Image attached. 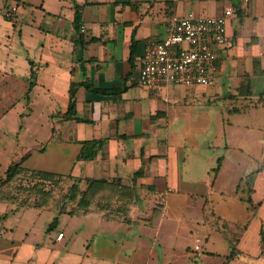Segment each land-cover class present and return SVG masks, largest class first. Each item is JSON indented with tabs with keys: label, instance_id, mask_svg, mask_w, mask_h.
Returning a JSON list of instances; mask_svg holds the SVG:
<instances>
[{
	"label": "crops",
	"instance_id": "1",
	"mask_svg": "<svg viewBox=\"0 0 264 264\" xmlns=\"http://www.w3.org/2000/svg\"><path fill=\"white\" fill-rule=\"evenodd\" d=\"M19 1L25 4L14 0L11 6L6 5L7 11L15 7L6 16L17 22L18 6L36 5L39 8L36 14L38 25L37 21L32 24L37 25L40 36L38 42L33 40L32 44H25L28 53L25 62L16 63L11 58L8 68L7 60L0 58V68L2 66L6 73L0 89L11 94V105H14L19 95H26L28 99L30 91L34 87L39 88L45 98L43 111L52 125L45 143L26 147L21 155L11 160L23 157L24 162L31 153H44L51 145L57 154L72 148L73 152L69 154L72 165L66 172L51 167L27 168L106 178L114 183L118 179L131 189V194L135 191L137 194L128 198L126 218L123 214L105 218L98 211L73 215L59 212L61 214L52 229L47 230L46 227L48 234L25 245L27 257L22 264H205L207 257L219 259L218 264H245L239 259L242 254L240 243L247 228L237 243L238 253L229 257L230 244L222 236L219 226L222 219L244 223L249 220V213L246 221L226 218L214 211L213 204H208L210 198L207 194H201L204 200L200 211L209 227L205 226L204 233L192 240L176 242L178 220L167 216L164 210L167 192L175 191L174 183L168 179L170 157L167 148L163 146L161 150L150 146L146 149L136 139L151 132L150 135L159 142L156 129H163V126L168 136L170 123L178 119L176 115L171 117L172 112L181 108L176 104L179 101L185 103L189 96L196 99L198 94L204 96L206 87L215 84L217 78L224 87L228 81L234 84L233 91H223L229 100V113L241 114L264 103L263 99L261 103L244 107L246 98L236 95L243 76L248 74L250 98L256 99L262 93L264 97V0ZM77 6L80 11L79 30L73 23ZM225 6H232L234 10L226 23L229 41L217 49L211 84L191 85L181 91L171 87L176 84H168L160 90L139 84L138 70L144 49L150 40H159L165 35L170 14L218 15ZM32 70L34 82L30 84ZM85 84L106 91H92ZM235 100L239 101L238 104ZM69 105H73L72 113L75 115L67 118L64 114ZM233 108L238 111L232 112ZM261 135L264 138V131ZM100 138L104 139L103 144L93 158H78L81 140ZM263 147L261 144V149ZM238 148L243 149L241 146ZM248 154L253 157L252 153ZM219 169L220 163L210 181L212 187ZM136 170H141L142 174L133 183L132 176ZM242 176L235 184L236 197L241 201L246 186L240 184L239 188L237 183ZM255 181L256 173L254 191ZM186 192L189 198L197 197L195 192ZM253 199L260 206L262 199ZM245 208L247 210L246 205ZM58 232H63L61 239H56ZM215 234L225 241L219 249L213 247ZM196 242L198 250L194 248ZM20 251L21 244H17L12 261L19 257ZM257 254L264 257L262 245Z\"/></svg>",
	"mask_w": 264,
	"mask_h": 264
},
{
	"label": "rangeland",
	"instance_id": "2",
	"mask_svg": "<svg viewBox=\"0 0 264 264\" xmlns=\"http://www.w3.org/2000/svg\"><path fill=\"white\" fill-rule=\"evenodd\" d=\"M13 1L0 0V58L7 60L8 68L11 58H14L16 63L25 62L28 56L25 44H32L33 40L38 42L40 36L36 16L39 8L34 4L18 6L19 20L13 22L11 17L6 16V5L11 6ZM33 21H37V25L32 24ZM2 69L4 68L1 66L0 85L6 76ZM233 85L232 81H228L224 87L222 81L217 78L215 84L206 87L204 96L198 94V99L189 96L185 103L179 101L180 104H176V107L180 105L181 108L178 112L176 108L172 112L171 117L176 115L178 119L170 123L168 136L163 126V129H156L159 142L155 136L150 135L151 132L136 141L142 143L146 149L150 146L159 147L161 150L163 146L167 148L170 157L168 179L174 183L175 191L167 192L164 210L167 216L176 217L178 220L175 236L177 243L192 240L196 235L204 233L205 226L209 227L200 211L204 200L201 194L209 196L208 204H213L216 213H221L226 218L246 221L248 209L245 208V202L236 197L235 184L243 173L260 167L256 172L253 197L255 200L262 199V203L253 216H248L247 230L244 240L240 243L242 254L239 261L245 264H264V257L257 254L261 249L258 232L261 225L264 227V147L261 149V144H264V138H261V132L264 131V103L241 114L229 113V100L223 91H233ZM171 87L181 91L189 86L176 84ZM10 95L0 89V178L4 177V171L11 159L21 155L26 147L45 143L46 138L50 136L52 125L43 111L45 98L39 88L34 87L28 94V99L26 95H19L14 105H11ZM234 102L238 104L239 101ZM172 129L175 130L174 134ZM238 146L244 150H240ZM54 148L51 145L44 153H31L28 159L24 160L23 166L51 167L68 171V167L72 165V158H69V154L73 152L72 148H67L64 153L59 154ZM249 152L255 158L249 156ZM219 155L223 157L212 187V167L216 165ZM178 172L186 176L181 177ZM186 191L195 192L197 197L189 198ZM207 210L206 208V212ZM6 212L10 213L1 225L0 264L25 263V245L30 240L48 234L47 224L54 216L57 221L58 215L61 214L53 207L39 209L0 200V215ZM219 227L221 229V223ZM214 237L216 240L213 247L216 249L225 244L221 237L216 234ZM24 238L25 241H22ZM17 244H21V251L19 257L12 261L11 256ZM218 260L207 257L205 264H218Z\"/></svg>",
	"mask_w": 264,
	"mask_h": 264
},
{
	"label": "trees",
	"instance_id": "3",
	"mask_svg": "<svg viewBox=\"0 0 264 264\" xmlns=\"http://www.w3.org/2000/svg\"><path fill=\"white\" fill-rule=\"evenodd\" d=\"M17 3H23L17 0ZM74 27L80 29V11L77 6L75 9ZM80 39V36L77 38ZM134 42V40H133ZM256 61V59H254ZM216 61V59H215ZM256 66V62L253 63ZM139 74V70H138ZM30 84L34 82V71L30 74ZM139 82V81H138ZM140 84V83H139ZM86 88L96 92H105L104 88L90 86L85 84ZM73 90L70 91L72 95ZM246 98L244 107H249L261 103L264 99L263 93L256 99L250 98V80L248 74H245L237 87V94ZM232 96V95H229ZM73 105H69L64 117H72ZM232 112L238 111L233 108ZM75 119H78L74 117ZM104 139H87L81 140V148L78 153V158L91 159L97 149L103 144ZM222 156L217 158L216 165L213 167V172L218 170ZM23 157L11 160L6 166L4 177L0 178V200L11 201L16 205L21 206H36V207H53L57 212H66L70 215L85 214L91 211L101 212L105 218H116L123 214L126 218V209L128 208V198L137 196L131 194L128 187L124 186L118 179L114 183L106 178H93L89 176H74L71 173L58 174L55 172L31 169L22 165ZM260 168V167H259ZM256 170H251L245 173L238 181L237 187L243 183L246 188H243L244 196L241 199L246 203L249 216H253L259 205L255 202L252 194L254 191V177ZM142 174L141 170H136L132 176L134 183L136 177ZM146 187V186H144ZM148 189H153L147 186ZM10 212L0 215V231L1 225L4 223L6 216ZM212 215V214H211ZM56 223V217H53L47 230H51ZM248 226V221L242 223L236 220L222 219L221 234L228 239L230 244L229 257L236 255L239 251L237 243L240 237ZM259 240L264 250V229H259Z\"/></svg>",
	"mask_w": 264,
	"mask_h": 264
},
{
	"label": "built area",
	"instance_id": "4",
	"mask_svg": "<svg viewBox=\"0 0 264 264\" xmlns=\"http://www.w3.org/2000/svg\"><path fill=\"white\" fill-rule=\"evenodd\" d=\"M233 13L232 6H225L218 15L170 14L165 35L159 40H150L141 56L140 85L160 90L168 84H211L217 49L229 41L226 23ZM62 235L63 232H58L56 239ZM194 248L199 249L198 242Z\"/></svg>",
	"mask_w": 264,
	"mask_h": 264
}]
</instances>
